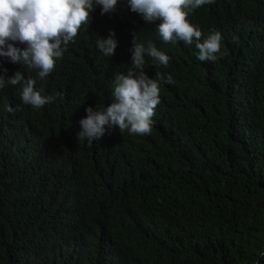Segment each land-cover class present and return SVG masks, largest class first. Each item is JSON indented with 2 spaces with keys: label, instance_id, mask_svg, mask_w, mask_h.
Instances as JSON below:
<instances>
[{
  "label": "trees",
  "instance_id": "16d2710c",
  "mask_svg": "<svg viewBox=\"0 0 264 264\" xmlns=\"http://www.w3.org/2000/svg\"><path fill=\"white\" fill-rule=\"evenodd\" d=\"M47 77L0 57L55 101L35 109L20 85L0 89V264H264V0H214L188 19L222 36L215 61L195 43H164L118 0ZM114 31L115 54L97 48ZM170 57L147 135L108 128L78 140L85 109L106 107L131 66L132 36ZM23 49L25 45L14 43ZM3 69H7L5 73ZM9 107L13 109L9 112Z\"/></svg>",
  "mask_w": 264,
  "mask_h": 264
},
{
  "label": "clouds",
  "instance_id": "9594fccd",
  "mask_svg": "<svg viewBox=\"0 0 264 264\" xmlns=\"http://www.w3.org/2000/svg\"><path fill=\"white\" fill-rule=\"evenodd\" d=\"M214 0H127L131 12L142 16L145 23L156 25L164 43L182 41L186 45L195 43L200 61H215L221 52L222 36L212 32L201 42L202 31L193 25L189 14ZM118 0H0V57L11 63L23 60L35 69L43 79L55 69L56 61L63 57L69 42H75L82 26L90 24L95 6H100L101 15L114 13ZM114 31L107 38L97 40V48L105 56H113L118 47ZM131 66L126 73L115 74L112 83V100L104 108L95 106L85 109L86 117L79 121L81 131L78 140L87 139L89 144L101 139L108 128H118L120 133L147 135L152 131V117L160 103V84L172 82V76L157 72L156 79L144 72L145 56L153 58L159 65L167 66L170 57L148 41L138 40L133 31ZM25 45L23 49L14 43ZM6 73L7 69H3ZM20 85V99L35 109L55 101L54 96H44L35 87L36 81L25 79L21 71L11 77L0 75V89L5 85ZM9 112L13 109L9 107Z\"/></svg>",
  "mask_w": 264,
  "mask_h": 264
}]
</instances>
